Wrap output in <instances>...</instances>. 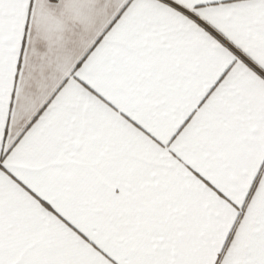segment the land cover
I'll use <instances>...</instances> for the list:
<instances>
[{"label":"snow or ice","instance_id":"snow-or-ice-1","mask_svg":"<svg viewBox=\"0 0 264 264\" xmlns=\"http://www.w3.org/2000/svg\"><path fill=\"white\" fill-rule=\"evenodd\" d=\"M0 264H264V0H0Z\"/></svg>","mask_w":264,"mask_h":264}]
</instances>
